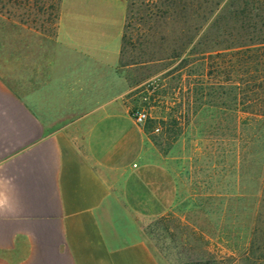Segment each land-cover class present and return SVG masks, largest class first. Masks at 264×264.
Listing matches in <instances>:
<instances>
[{"label": "crops", "instance_id": "crops-1", "mask_svg": "<svg viewBox=\"0 0 264 264\" xmlns=\"http://www.w3.org/2000/svg\"><path fill=\"white\" fill-rule=\"evenodd\" d=\"M126 4L61 0L51 36H0V264H159L140 221L176 184L130 115Z\"/></svg>", "mask_w": 264, "mask_h": 264}, {"label": "rangeland", "instance_id": "rangeland-1", "mask_svg": "<svg viewBox=\"0 0 264 264\" xmlns=\"http://www.w3.org/2000/svg\"><path fill=\"white\" fill-rule=\"evenodd\" d=\"M150 7L139 20L127 0L120 63L131 109L147 113L145 155L173 175L176 198L161 216L140 221L143 238L159 264H264V225L254 236L250 230L254 210L264 222V143L236 123L232 84L226 94L217 87L224 85L219 67L210 71L197 56L182 61L201 32L173 61L175 26L152 15L158 1ZM51 13L30 16L28 27L0 13V36L21 40L28 29L32 42L51 36ZM40 24L44 35L31 28Z\"/></svg>", "mask_w": 264, "mask_h": 264}, {"label": "trees", "instance_id": "trees-1", "mask_svg": "<svg viewBox=\"0 0 264 264\" xmlns=\"http://www.w3.org/2000/svg\"><path fill=\"white\" fill-rule=\"evenodd\" d=\"M152 1H158L161 7L152 15L157 19L169 18L176 29L168 57L173 61L179 59L201 32L182 61L197 56L195 60H201L210 71L218 66L224 77V85L217 84L221 94L227 93L225 83L232 84L236 123L253 129L254 141L261 139L264 143V0H139V3L128 0V12L131 15L133 7L137 6L134 13L144 21L151 15L148 10H152ZM60 3L61 0H57V5L55 0H0V13L23 27L29 23L30 16L46 10L55 13L56 21ZM23 17L25 19L21 20ZM196 21H200L199 24ZM31 28L45 34L42 24ZM201 45L203 48L198 49ZM122 51L121 45L120 56ZM133 111L132 108L130 115ZM238 112L244 114L242 118ZM261 217V212L253 211L252 236L261 232L260 227L264 225Z\"/></svg>", "mask_w": 264, "mask_h": 264}, {"label": "built area", "instance_id": "built-area-1", "mask_svg": "<svg viewBox=\"0 0 264 264\" xmlns=\"http://www.w3.org/2000/svg\"><path fill=\"white\" fill-rule=\"evenodd\" d=\"M131 117L135 124L143 125L147 119V113L143 109H135Z\"/></svg>", "mask_w": 264, "mask_h": 264}]
</instances>
